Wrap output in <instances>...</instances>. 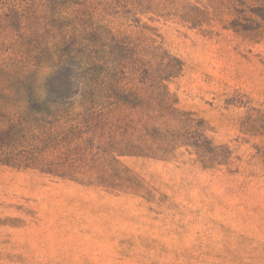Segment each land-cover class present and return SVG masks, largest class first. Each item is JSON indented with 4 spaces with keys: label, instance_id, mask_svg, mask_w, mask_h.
<instances>
[{
    "label": "rangeland",
    "instance_id": "374dc122",
    "mask_svg": "<svg viewBox=\"0 0 264 264\" xmlns=\"http://www.w3.org/2000/svg\"><path fill=\"white\" fill-rule=\"evenodd\" d=\"M0 264H264V0H0Z\"/></svg>",
    "mask_w": 264,
    "mask_h": 264
}]
</instances>
